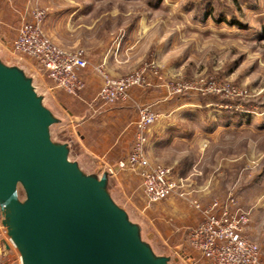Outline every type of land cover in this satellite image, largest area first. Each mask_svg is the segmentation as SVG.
Returning <instances> with one entry per match:
<instances>
[{"label": "rangeland", "instance_id": "1", "mask_svg": "<svg viewBox=\"0 0 264 264\" xmlns=\"http://www.w3.org/2000/svg\"><path fill=\"white\" fill-rule=\"evenodd\" d=\"M239 2L240 11L232 0H12L14 12L22 15L24 23L37 9L47 12L43 31L56 46L90 53L85 69L90 88L80 96L59 89L52 95L68 114L84 118L71 127L85 137L86 150L108 164L124 163L116 177L125 199L167 246H184L180 255L192 264H206L188 243L190 229L203 218L192 202L207 208L215 200L225 201L231 192L235 204L240 208V199L249 214L246 234L259 245L264 261V0ZM212 3L216 19L206 16ZM221 14L229 22H219ZM130 23L137 29L132 38L126 35ZM6 46L11 47V42ZM151 62L160 65L166 79L213 78L232 85L243 96H169L160 81L150 78L149 85L132 90L127 102L106 104L98 99L103 84L98 67L120 77ZM159 89L165 95L160 97ZM174 99L193 106L177 114L180 128L163 140L156 130L173 123L174 117L151 128L148 157L152 165L170 167L184 181L186 195L176 193L152 203L144 193L142 174L127 162L131 131L116 144L122 124L111 109L121 105L133 109L123 121L128 127L132 111L152 105L162 113L163 106Z\"/></svg>", "mask_w": 264, "mask_h": 264}, {"label": "water", "instance_id": "2", "mask_svg": "<svg viewBox=\"0 0 264 264\" xmlns=\"http://www.w3.org/2000/svg\"><path fill=\"white\" fill-rule=\"evenodd\" d=\"M36 68L0 42V255L11 264H192L83 147Z\"/></svg>", "mask_w": 264, "mask_h": 264}, {"label": "built area", "instance_id": "3", "mask_svg": "<svg viewBox=\"0 0 264 264\" xmlns=\"http://www.w3.org/2000/svg\"><path fill=\"white\" fill-rule=\"evenodd\" d=\"M47 12L37 9L30 21L24 23L11 47L5 45L15 56L29 61L38 71L52 93L55 89L70 96H80L87 87L81 70L88 67L84 50L67 52L56 46L44 34L43 24ZM103 78L98 99L106 104L124 103L131 99L132 90L149 85L150 78L160 81L169 96L182 93L217 95L237 98L243 93L232 85L213 78L196 81L166 79L157 62H151L141 69L120 77L108 75L101 67L97 68ZM160 86V85H159ZM163 118L152 105L138 108L135 138L128 164L139 171L144 178V193L150 202L163 201L173 194L186 195L184 181L176 177L174 171L164 165L153 166L148 157L150 130ZM124 166V163H121ZM235 195L229 194L226 202L213 201L207 208L196 201L193 205L203 213V221L188 234L191 249L197 251L206 264H264L259 245L246 234L249 214L235 204Z\"/></svg>", "mask_w": 264, "mask_h": 264}, {"label": "crops", "instance_id": "4", "mask_svg": "<svg viewBox=\"0 0 264 264\" xmlns=\"http://www.w3.org/2000/svg\"><path fill=\"white\" fill-rule=\"evenodd\" d=\"M0 1H1L0 2V42H2L4 45H6V43H8V42L12 43L14 41V39L17 37V35L19 33L20 28L24 24V21L22 22L23 18H22L21 14H19L18 12H14L12 0H0ZM72 14H74V11L71 12V15ZM146 15H148V13H146ZM143 16H145V15H143ZM142 26L145 27L146 25L144 24ZM127 27H128V32H126L127 33L126 35H127V37L132 38V36H134V34L137 33V29L135 30L133 23H130L129 25H127ZM11 30H14L13 31V32H15L14 35L8 36L7 33H10L9 31H11ZM89 55H90V53L87 52L86 58H89ZM80 74L84 77V79L87 83L86 70H81ZM91 84H92L91 80L88 79V87H86L87 90L90 88ZM154 90L155 89H153V91ZM155 92H156V90H155ZM150 93H153V92H150ZM157 93L160 95V97L165 95L163 90H160V91L157 90ZM148 96L151 97L150 94H148ZM187 105H190L191 107L193 106L192 104H183V102L181 100L174 99V100L168 101L163 106V108H162L163 118L159 122L163 125V123H164L163 121L165 120V118L174 117V120H172L173 123H170L168 125H164L163 128L160 127L159 129L156 130L157 136L159 138H162V140H163V138H165V136H167L168 132L172 131L175 128H180V126L177 125L179 120L175 121L176 120L175 117L177 116V114L180 115L181 111L183 109L187 108ZM129 108L130 107H128V105H121L119 107H114L111 109V110H113L112 114L117 115L120 123L122 124V125H120L121 126L119 129L120 134H119V138H118L116 144H119L120 139L122 140V137L126 135V132L128 130L131 131V140H132L131 143L133 144V141L135 138V126H136V122L138 119V112L132 111L134 113V115H132L133 117L131 118L128 127H126V126H124L123 121H125V119L127 118L128 113H130V111L133 110V109H129ZM189 111L191 112L192 110H188L186 112H189ZM192 113H194V112H192ZM191 116H194V115H191ZM159 122H157V123H159ZM157 123L155 124L156 128L158 126H161V125H159L160 123L159 124H157ZM153 127H154V125H153ZM88 151L93 153L99 159H101L103 161V163L107 166H113L116 164V163L108 164V163L104 162V160H103L104 158H101L99 155L92 152V150L88 149ZM153 166H155V165H153ZM238 200H239L238 205L240 206V208L247 212V210L244 207H242V203H241L240 199H238ZM226 201H227V199L223 202H226ZM240 203H241V205H240ZM203 219H204V217L199 219L198 224H196L194 227L198 226L203 221ZM245 232H248V230H246ZM12 262H13L12 257H2L0 255V264H11Z\"/></svg>", "mask_w": 264, "mask_h": 264}, {"label": "trees", "instance_id": "5", "mask_svg": "<svg viewBox=\"0 0 264 264\" xmlns=\"http://www.w3.org/2000/svg\"><path fill=\"white\" fill-rule=\"evenodd\" d=\"M233 3H234V5H235V7H237V10H241V7H240V5H239V0H233ZM214 4L212 3V6L210 7V9L207 11V13H206V16L207 17H211V16H213L214 17V19H216V15H215V12H216V10L214 9ZM222 15V14H221ZM228 20H227V18L224 16V15H222L221 16V18H219V22H227ZM229 22V21H228ZM232 23V22H231ZM234 24H238V25H241V23H239L238 21H235V23Z\"/></svg>", "mask_w": 264, "mask_h": 264}]
</instances>
